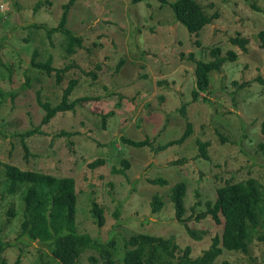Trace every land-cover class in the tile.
<instances>
[{"label": "rangeland", "instance_id": "1", "mask_svg": "<svg viewBox=\"0 0 264 264\" xmlns=\"http://www.w3.org/2000/svg\"><path fill=\"white\" fill-rule=\"evenodd\" d=\"M66 1L0 0V264H62L48 241L20 233L23 201L20 192H6L3 163L73 177L76 231L114 239L117 264H125V241L139 231L172 237L198 257L221 233L210 214L198 217L216 189L247 178L264 186V0H197L206 12L218 13L198 35L175 17L174 0H73L66 25L82 36L73 52L65 32L47 30L61 19ZM235 35L248 39L246 49L229 39ZM215 45L221 54L234 49L236 59L212 71L207 91L194 101L190 54L211 60ZM33 54L36 61L50 58L54 68L67 67L61 81L54 69L34 67ZM70 79L77 83L69 101L87 100L41 123L38 96L58 103ZM244 81L251 82L240 86ZM188 122L187 139L160 147L180 138ZM123 137L148 142L135 146ZM198 140L209 142L207 158L199 157ZM99 159L104 163L89 165ZM152 178L168 183L152 184ZM180 181L187 183L184 220L171 199ZM153 195L165 203L159 211L151 209ZM92 199L104 208L103 224L91 213ZM247 247L224 250L216 262L264 264V225L253 229ZM77 264L105 263L98 249L87 248Z\"/></svg>", "mask_w": 264, "mask_h": 264}, {"label": "trees", "instance_id": "2", "mask_svg": "<svg viewBox=\"0 0 264 264\" xmlns=\"http://www.w3.org/2000/svg\"><path fill=\"white\" fill-rule=\"evenodd\" d=\"M139 0H132L136 2ZM73 0H67L63 5L64 10L58 23L47 27L48 33L61 30L67 36V50L73 52L74 46L82 44V36L74 33L67 27V12ZM166 3L167 0H161ZM175 17L186 25L189 31L198 35L201 28L211 22L218 16L217 12L208 13L204 10L202 4L197 0H174L171 2ZM259 9V7L257 6ZM37 25V24H36ZM259 36L264 47V28L259 30ZM233 43L239 45L241 49H246L248 39L244 36L235 35L229 38ZM211 60L195 59L196 87L192 92L194 101L197 100L199 92L207 91L209 87V75L212 71H218L227 61L236 59V51L227 49L225 54L220 53L218 45L210 49ZM31 63L38 69H44L47 73L51 70L56 71V81H61V73L67 70L65 68H54L50 65V58L46 61H36L35 55ZM98 67H100L98 65ZM96 77V74L93 73ZM262 81V76L256 79ZM251 81H244L240 86L248 85ZM77 83L76 79H70L67 87L63 91L62 99L52 105L47 99L43 100L38 96L37 100L44 110V116L41 123H47L55 116L57 112H64L72 109L77 103L87 100L86 97H80L69 101L68 97ZM182 113L186 112V104L183 106ZM113 112H110L111 114ZM107 115H103L106 119ZM264 133V121L262 123ZM36 132V129L27 131L25 136H30ZM192 134V124L187 123V127L180 138L169 140L160 147L165 148L173 143L181 142ZM123 141L129 142L135 146H142L147 143L145 140H133L123 137ZM209 144L207 140H198L199 157L207 158L206 147ZM22 145L25 154L28 155V146L22 139ZM128 167V162L124 161ZM104 163L99 159L89 165ZM3 177L5 178V190L10 195L20 192L23 208L22 219L20 221L21 234H24L30 240L48 241L51 245L52 256L62 264H77L80 253L87 248L98 249L105 264H117L114 259V253L111 250L115 245V240L102 242L96 237L87 233L76 231L75 225V205L76 192L75 180L70 176H54L48 173L21 169L10 163H3ZM152 184H167L164 178L148 179ZM187 195V183L180 181L173 185L171 199L175 206L176 217L184 220L186 212L185 197ZM206 208L198 214V217H204L207 214L213 218L216 224L221 225V233L214 234L209 247L198 257L192 258L189 245L184 249L173 240L172 237L151 234L147 232H136L131 234L125 241L126 251L123 255L125 264H230L228 261L216 262L219 255L224 250L246 252L249 240L252 237V231L259 225H264V186L255 178H247L243 181L227 182L216 189V198L213 202H205ZM152 211H159L164 205L160 195H153L151 202ZM91 213L97 219L99 224L105 220L104 208L100 203L92 199ZM9 214H13V207L7 209ZM187 229L194 234L189 225ZM177 252H182L178 255ZM177 254V255H176ZM92 260H95L91 258Z\"/></svg>", "mask_w": 264, "mask_h": 264}, {"label": "built area", "instance_id": "3", "mask_svg": "<svg viewBox=\"0 0 264 264\" xmlns=\"http://www.w3.org/2000/svg\"><path fill=\"white\" fill-rule=\"evenodd\" d=\"M0 7L3 8V4H0Z\"/></svg>", "mask_w": 264, "mask_h": 264}]
</instances>
